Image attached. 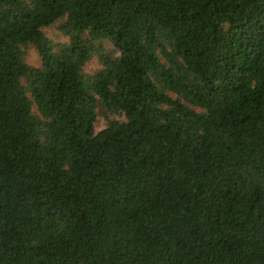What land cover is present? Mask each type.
Listing matches in <instances>:
<instances>
[{"label": "trees", "instance_id": "obj_1", "mask_svg": "<svg viewBox=\"0 0 264 264\" xmlns=\"http://www.w3.org/2000/svg\"><path fill=\"white\" fill-rule=\"evenodd\" d=\"M263 262L264 0H0V264Z\"/></svg>", "mask_w": 264, "mask_h": 264}, {"label": "rangeland", "instance_id": "obj_2", "mask_svg": "<svg viewBox=\"0 0 264 264\" xmlns=\"http://www.w3.org/2000/svg\"><path fill=\"white\" fill-rule=\"evenodd\" d=\"M46 34L48 37H50L52 40L58 42V41H64L65 38L60 35L59 31L57 30L56 26L53 25L49 28H46ZM29 50L28 58L31 62H36L35 53ZM99 67L98 61L96 57H92L84 66L83 71L85 73H92ZM104 126V119L103 116H98L95 122V130H99Z\"/></svg>", "mask_w": 264, "mask_h": 264}, {"label": "water", "instance_id": "obj_3", "mask_svg": "<svg viewBox=\"0 0 264 264\" xmlns=\"http://www.w3.org/2000/svg\"><path fill=\"white\" fill-rule=\"evenodd\" d=\"M262 264H264V262Z\"/></svg>", "mask_w": 264, "mask_h": 264}]
</instances>
